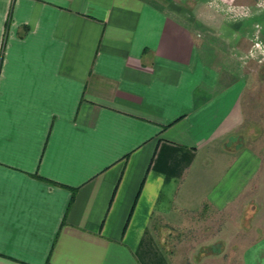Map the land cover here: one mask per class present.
<instances>
[{"label":"crops","instance_id":"obj_1","mask_svg":"<svg viewBox=\"0 0 264 264\" xmlns=\"http://www.w3.org/2000/svg\"><path fill=\"white\" fill-rule=\"evenodd\" d=\"M192 4L0 0V264H172L158 228L264 173L224 142L245 34L203 29ZM242 261L264 264V232Z\"/></svg>","mask_w":264,"mask_h":264},{"label":"rangeland","instance_id":"obj_2","mask_svg":"<svg viewBox=\"0 0 264 264\" xmlns=\"http://www.w3.org/2000/svg\"><path fill=\"white\" fill-rule=\"evenodd\" d=\"M194 1L200 2L196 7L204 19L203 29L218 26L221 32L230 28L234 34L236 29L245 34L241 46L246 50L241 58L247 64L248 77L240 101L245 119L224 142L234 154L245 149L257 152L264 172V0H185L187 12H192ZM214 15L215 20L205 21ZM232 38L237 40L235 35ZM263 177L264 173L227 210L202 207L178 227L158 228V242L172 264H243V250L264 232Z\"/></svg>","mask_w":264,"mask_h":264}]
</instances>
